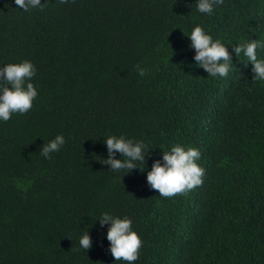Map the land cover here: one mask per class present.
Segmentation results:
<instances>
[{
    "label": "trees",
    "instance_id": "16d2710c",
    "mask_svg": "<svg viewBox=\"0 0 264 264\" xmlns=\"http://www.w3.org/2000/svg\"><path fill=\"white\" fill-rule=\"evenodd\" d=\"M41 3L0 0V67L30 60L38 92L0 121V264H128L108 252L105 211L128 216L142 241L131 264H264V82L242 53L226 76L207 75L186 36L201 24L229 51L264 41V0H225L211 16L194 0ZM56 134L65 143L45 159ZM108 135L143 140L145 171L102 164ZM175 143L200 151L204 173L163 197L146 171Z\"/></svg>",
    "mask_w": 264,
    "mask_h": 264
},
{
    "label": "clouds",
    "instance_id": "9594fccd",
    "mask_svg": "<svg viewBox=\"0 0 264 264\" xmlns=\"http://www.w3.org/2000/svg\"><path fill=\"white\" fill-rule=\"evenodd\" d=\"M224 2L225 0H194L195 10L211 16ZM13 3L24 11L42 7L41 0H13ZM186 36L190 42L189 47L194 52L192 61L207 75L226 76L233 66L232 56L237 57L242 53L247 62L251 63L252 80L264 82V58L257 56V49L264 48V41L251 38L242 44L231 46L229 51L228 45L220 39H213L201 24H194ZM134 68L140 77L150 72L148 67L139 64ZM35 74V66L30 60L7 63L0 67V121H8L13 114H24L32 108L33 100L38 95L37 87L32 82ZM102 142L107 152L102 164L108 165L110 170L122 172L123 175L134 169L145 171V157L150 155L151 148L143 140L124 135H108L103 137ZM64 143L63 134H56L40 146V155L50 159L51 154L59 151ZM199 158L200 151L197 148L181 143L172 144L168 150L161 151L159 159L152 161L150 169L146 171L147 185L159 195L171 197L201 184L204 169L197 163ZM96 219L101 227L107 225L105 238L109 242L108 252L114 261L122 260L128 264L136 261L142 241L132 228L131 219L107 211ZM78 243L85 252L91 247L88 230L81 233Z\"/></svg>",
    "mask_w": 264,
    "mask_h": 264
}]
</instances>
